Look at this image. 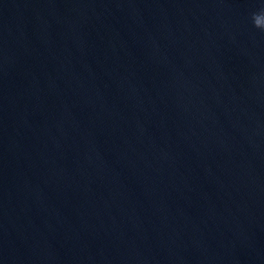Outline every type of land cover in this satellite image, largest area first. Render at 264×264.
Segmentation results:
<instances>
[{"label": "water", "instance_id": "obj_1", "mask_svg": "<svg viewBox=\"0 0 264 264\" xmlns=\"http://www.w3.org/2000/svg\"><path fill=\"white\" fill-rule=\"evenodd\" d=\"M264 0H0V264H264Z\"/></svg>", "mask_w": 264, "mask_h": 264}, {"label": "clouds", "instance_id": "obj_2", "mask_svg": "<svg viewBox=\"0 0 264 264\" xmlns=\"http://www.w3.org/2000/svg\"><path fill=\"white\" fill-rule=\"evenodd\" d=\"M253 21L257 28L264 29V11L253 14Z\"/></svg>", "mask_w": 264, "mask_h": 264}]
</instances>
